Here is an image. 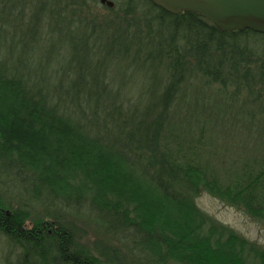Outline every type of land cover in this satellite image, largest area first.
<instances>
[{
  "label": "trees",
  "instance_id": "16d2710c",
  "mask_svg": "<svg viewBox=\"0 0 264 264\" xmlns=\"http://www.w3.org/2000/svg\"><path fill=\"white\" fill-rule=\"evenodd\" d=\"M110 1L0 0L6 264H264V34Z\"/></svg>",
  "mask_w": 264,
  "mask_h": 264
},
{
  "label": "water",
  "instance_id": "95a60500",
  "mask_svg": "<svg viewBox=\"0 0 264 264\" xmlns=\"http://www.w3.org/2000/svg\"><path fill=\"white\" fill-rule=\"evenodd\" d=\"M166 12L177 15L193 12L222 32L251 30L264 34V0H149ZM112 8L110 0H99Z\"/></svg>",
  "mask_w": 264,
  "mask_h": 264
},
{
  "label": "rangeland",
  "instance_id": "374dc122",
  "mask_svg": "<svg viewBox=\"0 0 264 264\" xmlns=\"http://www.w3.org/2000/svg\"><path fill=\"white\" fill-rule=\"evenodd\" d=\"M135 84L141 85L142 82L139 80ZM10 188L13 190V195L22 194V187L18 182H14ZM24 198H27L34 205L37 204L27 193L24 194ZM196 204L202 211L212 216L216 221L231 227L248 240L264 247V228L243 213L225 206L217 199L205 193L196 199ZM3 246L0 245V264H6L7 261H10L14 257L12 251Z\"/></svg>",
  "mask_w": 264,
  "mask_h": 264
}]
</instances>
